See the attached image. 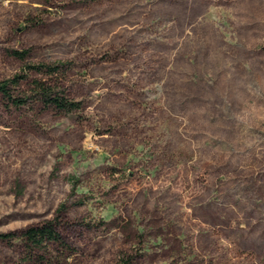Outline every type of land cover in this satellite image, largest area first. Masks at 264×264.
<instances>
[{"label": "rangeland", "instance_id": "374dc122", "mask_svg": "<svg viewBox=\"0 0 264 264\" xmlns=\"http://www.w3.org/2000/svg\"><path fill=\"white\" fill-rule=\"evenodd\" d=\"M59 62L79 112L0 97V234L68 248L0 264H264V0H0V80Z\"/></svg>", "mask_w": 264, "mask_h": 264}, {"label": "trees", "instance_id": "16d2710c", "mask_svg": "<svg viewBox=\"0 0 264 264\" xmlns=\"http://www.w3.org/2000/svg\"><path fill=\"white\" fill-rule=\"evenodd\" d=\"M47 1V0H44ZM29 51H11V56L25 61ZM70 67L68 63L27 64L23 71L11 78L0 80V97L6 110L20 109L26 105L40 103L44 108L51 109L58 114H72L83 109V104L70 99L62 82L66 78ZM30 73L38 75L31 78ZM62 205L52 219L29 226L20 233L0 234V241L11 242L18 239L22 244L24 263L43 261L49 253L51 245L68 248L61 233L60 215L64 213ZM50 264H59L57 257L49 258Z\"/></svg>", "mask_w": 264, "mask_h": 264}]
</instances>
